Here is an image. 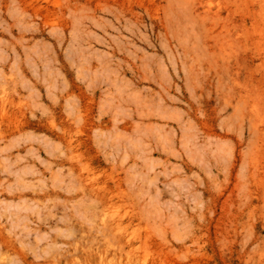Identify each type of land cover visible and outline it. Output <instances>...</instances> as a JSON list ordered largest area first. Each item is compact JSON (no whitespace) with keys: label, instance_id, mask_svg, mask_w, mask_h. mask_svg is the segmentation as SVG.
<instances>
[{"label":"rangeland","instance_id":"1","mask_svg":"<svg viewBox=\"0 0 264 264\" xmlns=\"http://www.w3.org/2000/svg\"><path fill=\"white\" fill-rule=\"evenodd\" d=\"M0 264H264V0H0Z\"/></svg>","mask_w":264,"mask_h":264}]
</instances>
